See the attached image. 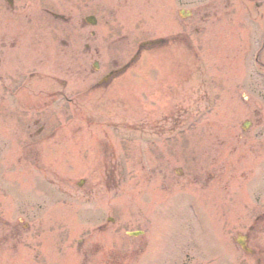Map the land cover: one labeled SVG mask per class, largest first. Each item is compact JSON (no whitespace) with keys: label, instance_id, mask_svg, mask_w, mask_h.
<instances>
[{"label":"rangeland","instance_id":"rangeland-1","mask_svg":"<svg viewBox=\"0 0 264 264\" xmlns=\"http://www.w3.org/2000/svg\"><path fill=\"white\" fill-rule=\"evenodd\" d=\"M53 1L74 17L69 29L74 32L71 54L75 50L77 91L88 92L81 94L76 120L71 125H54L56 131L43 126L48 114L55 111L53 108H41L40 114L31 118L16 108H7L10 99L4 88L11 77L9 43L7 38L0 42V264H264V223L251 229L249 240L262 247V253L247 257L235 242L237 237L247 239L249 226L255 225L253 221H240L239 215L244 218L249 211L264 210V198L261 202L249 201L245 207L236 205L232 219L222 211L224 206L205 205L212 221L207 218L194 223L192 219L191 223L179 202L183 204L189 193L200 197L201 191L194 190L199 188L196 181L179 177L186 153L179 143L177 146L173 142L172 149L168 145L172 164H167L164 172L172 181L170 190L163 188V174L155 177L152 172L155 163L168 157L163 152L165 145L154 141L158 139L156 134L189 135V155L194 162L191 165L199 167L196 160H201L207 167L220 143L222 153L226 158L230 156L234 138L241 135L243 123L250 120L253 126L246 134L256 152L247 153V161L239 166L252 168L250 178L259 188L263 185L264 138L255 140L254 134L264 132V99H259L264 93L257 92V88L264 91V84L253 75L250 56H245L256 50L249 24L255 20L264 23V9L260 14L247 0H231L229 7L224 1L218 2L221 16L208 20L204 32L190 31L185 65L178 0H92V11L99 19L96 27L82 24L92 14L87 1ZM45 2L49 0H40V5ZM195 8L183 9L195 13ZM250 11L252 19L247 17ZM198 20L194 14V27ZM53 24L58 29L57 23ZM90 31L96 36L91 37ZM172 33L177 34L175 41L144 52L131 72L101 90L108 93L103 99L91 96V84L104 71L94 74L95 60L104 63L115 57L125 65L136 54L139 43ZM118 37L125 39L117 44L114 41ZM61 39L48 36L40 40V53L43 48L45 51V73L62 76L69 70L72 58L67 62L69 55H64ZM88 44L98 47L102 58L101 54L85 56ZM260 60L264 66V53ZM19 64L20 61L15 67ZM152 70L154 78L149 81ZM245 76L249 77L247 81H254V96L248 107L243 96L251 95L250 90L239 88ZM187 77L189 83L185 86ZM183 91L187 92L185 104ZM211 100L217 104L215 108H210ZM57 112L59 117L65 113ZM255 113L259 120L254 118ZM58 116L54 122L59 123ZM37 119L41 126L32 125ZM40 128L45 130L40 133ZM217 136L231 142H217ZM197 151L195 158L192 154ZM243 169L236 174L238 198L243 196L241 185L246 182L241 178ZM218 179H214L212 187L218 186ZM81 181L85 182L80 187ZM108 217H114L115 224L109 223ZM154 225L173 236L171 247L166 238L154 240ZM138 230L145 234L128 235ZM190 230L196 240L205 237L202 243L206 247L192 237L184 243L174 238ZM162 232L158 235L165 236Z\"/></svg>","mask_w":264,"mask_h":264},{"label":"flooded vegetation","instance_id":"flooded-vegetation-1","mask_svg":"<svg viewBox=\"0 0 264 264\" xmlns=\"http://www.w3.org/2000/svg\"><path fill=\"white\" fill-rule=\"evenodd\" d=\"M86 1L87 5L92 11V0H85V3ZM213 1L214 0L211 2ZM249 2L254 3L259 10L264 8V0H249ZM181 5L188 7L189 0H181ZM208 9H212V11L215 12L214 16L216 17L218 15L219 5L213 3L208 7ZM199 11L205 13V15L200 18L195 27L189 22L188 18H184L180 24L181 46L184 51L183 61L185 62V65H188V41L190 31L197 30L198 33L204 32L206 28L205 26L209 24L206 20L211 16V14L209 12L206 13V11ZM52 20L53 22L57 23L56 26L58 29L55 28ZM83 24L84 27L88 26L86 22ZM73 25L74 17L68 16L64 9L58 5H55V1L53 0H49V2L42 3L41 5L40 0H0V42L3 43L6 38L8 39L9 47L7 48V55H9L11 63V77L8 78V90L5 95L8 97V99H10L7 108L13 107L37 110H40L41 108L59 109L60 111H65V115L67 116L65 120L69 121L70 123L76 120V108L80 104L81 94H86L88 91L84 90L81 93V91H77L76 89L77 65L75 50H73L71 54L73 47L71 39L73 40L74 32L73 29H69ZM244 26V29H247L246 25ZM249 26L250 29L253 30L252 34L250 33L251 36L262 40V46L259 51L260 54H263L264 23L252 22L249 24ZM95 35L96 34L94 32L90 31L91 37H94ZM48 36L58 37L59 39L62 38L61 45L65 50L64 55H69V60H67V62L72 58L70 61L71 64L69 66V70L64 72L62 76L57 73L44 72L43 61L45 54H43V52L45 51L43 48V52L40 53V40L41 38L46 40V37ZM147 41L149 43H147V45L142 49L153 51L162 44H170L172 39L168 40L161 38L159 40L150 39ZM91 54H94L95 57H98L101 54L100 49L98 47L94 48L93 45L88 44L86 45V53L84 55L90 56ZM100 58H102V54ZM118 60L119 59L115 57H111L104 63L102 61V65L99 63V60L98 65H93V68L95 67V69H93L95 75H97V73L99 75V72L102 70L104 71L102 74H100V76L97 77L96 81L91 84V86H93V89L89 91L90 94H92L91 96L99 95L98 98L103 99V97H105L108 93L101 90L109 88L134 65V60L131 62L128 61L125 65L124 62H122L123 64H120ZM257 60L259 63H262L260 61V55ZM19 61L21 62V65L19 64V66L15 67V65H18ZM15 62H17V64H15ZM0 77H3L1 71ZM249 77H252V75ZM249 77L245 76L244 79L240 81L241 83L239 85L240 89L248 88L250 90L249 94L251 95H247L245 97L243 96V101L247 107L249 100L252 99V93H254L252 92V79L247 81V78ZM188 83L189 81L187 77L184 81V85L186 86ZM257 92L262 95L263 89L258 90L257 88ZM114 95L115 94H111L113 98H115ZM182 99L184 100L185 104V102H187L186 91L183 92ZM68 109H72L73 117L71 116V113L68 111ZM50 120L51 119H49V121ZM262 122L263 119L257 123L258 125H261ZM252 126L253 122L249 127ZM41 132H43V128H40V133ZM156 137H158V139L154 137V141L165 145L163 152L165 154L168 153V157L165 155L162 160H159L157 163H155L153 165L152 172L155 174V177L157 176V173L163 174V188L165 191L170 190L172 181L169 178V175L164 171L166 168H168L167 164H172V156L169 155L172 150L170 149H172L173 142H177V146L179 143L183 148V152H186L184 154L185 165L181 167L182 171L179 177L187 178L188 181H196L195 183L198 184L199 188L194 190L200 189L201 191L200 197H196L194 193H189L186 198L184 197V200L187 203H199L200 205H206L208 207L222 205L224 206L222 211L227 212L225 215L232 216L236 215V213H234V207L236 205L245 207L246 203L249 201L252 202L253 200L255 202H261L264 198V182L263 185L259 184L260 188H258V184H255L250 178V175H252V168L248 166H239L240 162L247 161V153L252 155L253 152H256L254 147L250 145L252 140L246 133H241L239 136L236 135V138H234L235 144L232 146V149L230 150V156L228 158H226V156L222 153L224 152V150L221 149L222 144H218V149L214 150L215 155L212 157V159L208 160L210 165L207 167L201 163V160H196L197 163H199V167L196 165H191V163L194 162L191 155H189V135L158 133L156 134ZM223 137L225 138L226 136ZM254 138L255 140L263 139L264 133L259 131L254 134ZM193 141L198 142L199 140L194 139ZM215 141L223 142L224 144L228 141L231 142L230 139L222 140L219 138V136L215 138ZM168 145L171 146L170 149ZM242 148L244 149V153H241V151H243ZM155 150L161 151V149L157 147ZM204 152L207 153V150ZM237 154L239 155L237 156ZM192 156L196 158L198 156V151L196 154H192ZM262 156L264 155L262 154ZM162 161H164V164L166 165H161ZM241 168H244L240 172L241 178H243L246 182L244 185H241L243 187V196L238 198L236 191V174ZM218 178L220 179V182L217 183L218 186L212 187V182L214 179ZM221 183L223 184V187L219 186ZM249 209L250 208L248 207V210ZM229 210H231V214H228ZM244 216V218L240 219L255 222V228L257 225H259L258 223H264V210L259 212V210L255 209L254 213H250L249 211V213ZM247 248H249V252L246 251L247 253H262V250H260L262 247L255 244H247Z\"/></svg>","mask_w":264,"mask_h":264}]
</instances>
